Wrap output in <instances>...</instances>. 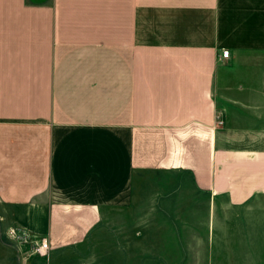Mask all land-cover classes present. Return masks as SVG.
<instances>
[{
    "label": "crops",
    "instance_id": "obj_1",
    "mask_svg": "<svg viewBox=\"0 0 264 264\" xmlns=\"http://www.w3.org/2000/svg\"><path fill=\"white\" fill-rule=\"evenodd\" d=\"M169 173L204 196L193 264H264V0H0V264L94 251L89 192L130 205ZM123 220L79 264H137Z\"/></svg>",
    "mask_w": 264,
    "mask_h": 264
},
{
    "label": "rangeland",
    "instance_id": "obj_2",
    "mask_svg": "<svg viewBox=\"0 0 264 264\" xmlns=\"http://www.w3.org/2000/svg\"><path fill=\"white\" fill-rule=\"evenodd\" d=\"M151 178V177H150ZM144 182V181H143ZM143 184V185H140ZM148 189H147V187ZM144 188H141L143 187ZM147 190V192H146ZM91 197L101 203V212L105 217L102 223L103 239L95 240L93 245L85 246L86 253L57 256L62 264H79L95 259L94 263L101 262L103 256H98V249L113 247L112 233L118 231L119 225L114 218L123 217L127 220L121 222L129 235H132V245L138 249L137 264H193V234H194V203L204 200L192 182L189 175L183 173H169L156 175L153 181L145 184L139 180L138 193L131 199V204L122 201H107V198L92 190ZM200 205V204H199ZM200 210V208H199ZM204 208H202V211ZM18 235L21 231L11 225ZM107 234H110L107 236ZM21 234L20 236H22ZM128 235V237H129ZM29 243H24L26 253L31 250L32 237H27ZM12 243V241H10ZM129 243V239H127ZM89 246V247H88ZM102 246V247H101ZM88 247V248H87ZM160 248V250H159ZM148 249V250H146ZM164 255H161V250ZM153 255H147V252ZM95 255H92V254ZM53 256L50 252L49 257ZM34 259L38 257L32 256ZM45 258V259H48ZM113 261L114 257H110Z\"/></svg>",
    "mask_w": 264,
    "mask_h": 264
},
{
    "label": "built area",
    "instance_id": "obj_3",
    "mask_svg": "<svg viewBox=\"0 0 264 264\" xmlns=\"http://www.w3.org/2000/svg\"><path fill=\"white\" fill-rule=\"evenodd\" d=\"M223 57H228L229 56V50H224L222 52ZM217 124L218 125H224V120L222 119V112L219 111L217 114ZM22 236L18 235L16 231L12 228L10 230V237L13 239L15 242L19 243L21 246H24V243H29V240L27 237H32L30 242L32 244L31 250L28 252L30 256H35L39 258H48L49 254L51 252V243L48 237L42 236V237H37L34 235H31L27 231L20 230Z\"/></svg>",
    "mask_w": 264,
    "mask_h": 264
}]
</instances>
